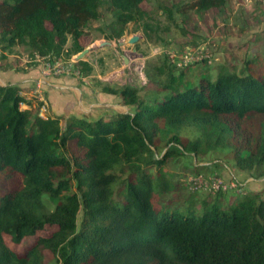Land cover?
I'll list each match as a JSON object with an SVG mask.
<instances>
[{"label": "trees", "instance_id": "1", "mask_svg": "<svg viewBox=\"0 0 264 264\" xmlns=\"http://www.w3.org/2000/svg\"><path fill=\"white\" fill-rule=\"evenodd\" d=\"M144 1L0 0L1 50L21 45L56 58L70 37L64 55H76L84 26L102 8L113 12L111 37L118 38L143 17ZM224 3L194 0L191 8L205 12ZM172 72L158 96L102 88L130 111L95 121L40 119L19 108L20 89L0 86V181L17 183L0 197V264H44L45 253L56 264H264V194L250 193L228 208L207 201L198 212L179 210L162 202L172 184L159 172L176 153L216 148H230L240 170L262 165L264 75L220 72L189 85ZM186 125L200 136L183 145L178 131ZM160 138L168 149L158 157ZM5 237L14 246L34 240L18 254Z\"/></svg>", "mask_w": 264, "mask_h": 264}, {"label": "rangeland", "instance_id": "2", "mask_svg": "<svg viewBox=\"0 0 264 264\" xmlns=\"http://www.w3.org/2000/svg\"><path fill=\"white\" fill-rule=\"evenodd\" d=\"M193 1H144L139 5L143 17L127 23L118 38L111 37L117 29L113 12L106 7L102 8L100 17L89 21L82 30L79 43L89 51L81 60H76L77 54L68 57L64 55L71 47L70 37H67L62 55L56 58L39 57L21 45L3 52L0 44V72L7 77L6 80H0V86L10 85L20 89L19 95L24 98V102L19 104L21 110L30 111L38 117L42 106L39 99H42L46 103L43 112L46 119L59 117L66 120L74 116H58L68 112L64 105L66 100L63 99L64 104L59 106V101L62 102L58 98L59 93L52 90L53 84L49 85L48 82L69 81L64 85L70 86L71 90H63L64 96L70 95L76 107L80 102V111L88 113L90 108H95L97 114L93 111L94 114L87 116L95 121L100 117L98 114L106 119L130 111L118 95L103 100L101 94H106L102 92L104 87H128L136 89L141 97H145L148 94L158 96L161 85L167 81L169 70L173 71L175 78L181 74L179 83L189 85L197 84L201 77L214 80L220 72L264 75V0H225L222 7L205 12L193 10ZM46 27L50 28L48 24ZM134 36L138 40L130 44L129 40ZM103 42L110 44L102 46ZM43 60L63 64L62 70L67 73L65 69H68L69 76H42ZM158 69H162V73H158ZM18 79L25 81L15 82ZM63 123L60 120V124ZM178 136L185 145L198 139L200 130L186 125L179 129ZM156 144L155 154L161 157L168 147H165L162 138ZM148 171L156 174L155 167H148ZM159 172L167 175L172 184L171 192L163 196L162 202L179 210L190 208L198 212L207 201L228 208L250 193L264 194V163L249 171L240 170L235 165L230 148H216L197 156L176 153L166 159ZM194 172L208 178L217 176L235 187L219 195L203 191L198 192V195L190 194L188 181ZM249 182L254 183L253 191L257 189L255 192H248L244 188ZM16 184L13 180H1L0 197ZM43 198L48 201L46 195ZM4 240L12 251L19 254L34 239H25L19 246L12 245L7 237ZM44 264H56L51 254L45 253Z\"/></svg>", "mask_w": 264, "mask_h": 264}, {"label": "built area", "instance_id": "3", "mask_svg": "<svg viewBox=\"0 0 264 264\" xmlns=\"http://www.w3.org/2000/svg\"><path fill=\"white\" fill-rule=\"evenodd\" d=\"M44 64L41 68V75L44 77H57V76H62V75H67L69 76V70L63 71V64H56L55 61H50V60H43ZM63 69V70H62ZM41 98V97H40ZM40 102H42V106L39 109V114L38 117L40 119L46 120L45 115L43 112H45V107L46 103L42 100L39 99ZM234 185H230L226 183L225 181H222L220 178L217 176L214 177H204L200 174L193 175L191 176L190 180L188 181V189L191 192H206L211 195H216L217 193L220 192H227L231 190V188H234Z\"/></svg>", "mask_w": 264, "mask_h": 264}, {"label": "crops", "instance_id": "4", "mask_svg": "<svg viewBox=\"0 0 264 264\" xmlns=\"http://www.w3.org/2000/svg\"><path fill=\"white\" fill-rule=\"evenodd\" d=\"M14 78H16V77H14ZM18 78V77H17ZM7 79V77L5 76V74L3 73V72H0V80H6ZM38 79V77L37 78H35V79H33V81H36ZM29 80V79H28ZM30 80H32V78L30 79ZM19 81H25V80H20V79H18L17 81H15V82H19ZM59 81H51L50 80V82H48L49 83V85H50V83L51 84H53L51 87H52V90H55V91H57V93H59L58 94V98H60L61 99V101L62 102H60L59 101V106H62V104H64V102H63V99H65L66 100V103L64 104L65 105V107H67L68 108V112L67 113H62V114H58V116H63V115H67V114H71L72 116H74L75 118H78V119H85V120H88V121H92V117H90L89 116V118L87 117L88 115H92V114H94V112H95V114H97V112L96 111H94V109L95 108H93V109H91L90 108V110H88L87 112L88 113H86L84 110H78V109H80L82 106H81V104H80V102H79V106H75L74 105V102L72 101V99H71V96L70 95H67V97L66 96H64L65 94L63 93L64 91L63 90H66V89H68V88H70V86H66V85H64V84H68V82L69 81H61L60 83H58ZM58 84H61V85H58ZM48 85V86H49ZM64 85V86H63ZM4 86H6V85H4ZM66 86V87H65ZM69 90H71V88L69 89ZM46 93H47V91H46ZM101 95H103L104 97H101V98H103V100H109V98H111V97H113L112 95H110V94H101ZM82 102V101H81ZM61 104V105H60ZM84 104V103H83ZM70 106V107H69ZM88 107H91V105H87ZM49 107H50V105H49ZM79 107V108H78ZM50 109H51V107H50ZM94 111V112H93ZM93 112V113H92ZM101 112H104V111H101ZM57 116V117H58ZM83 116H85V117H83ZM98 116H100V117H98V118H101V117H103V115L101 114H98ZM244 188H246V189H248V192H249V190H250V192L252 191V192H255L256 190H254L253 191V189H255V185H254V183L253 182H249V183H246V185H245V187Z\"/></svg>", "mask_w": 264, "mask_h": 264}, {"label": "water", "instance_id": "5", "mask_svg": "<svg viewBox=\"0 0 264 264\" xmlns=\"http://www.w3.org/2000/svg\"><path fill=\"white\" fill-rule=\"evenodd\" d=\"M138 40V37L134 36V37H131V39L129 40V43L130 44H133L135 43L136 41ZM110 43L109 42H103L102 43V46H106V45H109ZM89 49H83L80 53H78L76 55V60H81L84 55H86L88 53ZM125 63H126V59H124Z\"/></svg>", "mask_w": 264, "mask_h": 264}, {"label": "bare ground", "instance_id": "6", "mask_svg": "<svg viewBox=\"0 0 264 264\" xmlns=\"http://www.w3.org/2000/svg\"><path fill=\"white\" fill-rule=\"evenodd\" d=\"M144 80V79H143ZM232 181V180H231Z\"/></svg>", "mask_w": 264, "mask_h": 264}]
</instances>
